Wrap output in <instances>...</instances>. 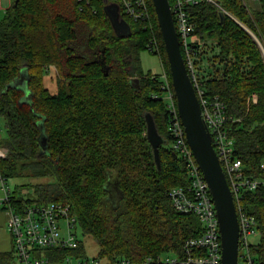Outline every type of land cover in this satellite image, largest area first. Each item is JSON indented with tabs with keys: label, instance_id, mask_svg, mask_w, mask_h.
<instances>
[{
	"label": "trees",
	"instance_id": "trees-1",
	"mask_svg": "<svg viewBox=\"0 0 264 264\" xmlns=\"http://www.w3.org/2000/svg\"><path fill=\"white\" fill-rule=\"evenodd\" d=\"M112 0L12 1L0 20V160L3 178H46L30 185L35 199H18L20 208L62 203L75 216L83 236L91 237L101 261L147 264V258L173 253L183 257L187 239L199 237L196 217L177 213L169 191L188 183L182 162L171 150L166 104L158 75L144 72L140 54L158 55L170 71L151 0V29L132 22L119 8L129 29L119 35L108 14ZM241 25L212 4L188 9L192 36L205 49L195 60L204 93L218 97L237 121L229 126L235 155L248 176L264 180V0H216ZM171 3V0H169ZM155 37L158 52L150 47ZM183 54V51L181 50ZM206 63L202 69L200 64ZM55 69L54 91L44 85ZM27 70L30 100L11 83ZM167 142L159 147L160 169L146 138L145 115ZM42 125V126H41ZM42 129L46 149L38 141ZM113 189L118 203L110 204ZM243 211L255 218L259 241L251 253L264 264V184L241 196ZM5 210V207L2 208ZM10 253L0 255L9 264ZM51 256V255H49ZM84 257L74 251L51 256ZM148 264H161L158 262Z\"/></svg>",
	"mask_w": 264,
	"mask_h": 264
},
{
	"label": "built area",
	"instance_id": "built-area-1",
	"mask_svg": "<svg viewBox=\"0 0 264 264\" xmlns=\"http://www.w3.org/2000/svg\"><path fill=\"white\" fill-rule=\"evenodd\" d=\"M6 1L10 7L13 0ZM77 1L80 3L90 0ZM114 1L120 4L126 18L132 22L142 23L151 29V13L147 0ZM204 2L214 5L220 13L234 19L216 0H171L170 9L179 47L183 51V60L195 89L201 115L207 125L212 147L225 175L235 205L239 226L238 264H259L251 253L252 245L249 242V238L259 235L257 222L254 217L243 211L240 199L244 193L258 189L264 184V180L248 176L241 160L235 155L234 140L230 136L229 126L235 123L237 119L229 114L226 105L218 97L206 96L201 87L195 60L206 46L203 42L195 41L192 38L194 27L188 9L190 6ZM3 3L4 0H0L1 10ZM190 38H192L191 42L189 41ZM149 47L154 52H158L156 39L153 36L150 39ZM159 79L161 81V94L160 96H153V98L162 99L166 104L169 118L168 130L171 136L170 147L182 162L188 180L186 186L172 188L169 191V199L177 213L192 215L198 219L202 233L199 237L187 239L184 242L183 257L176 256L174 260H169L159 255L153 259L147 258L145 263L221 264L219 223L208 184L186 142L173 87L163 69ZM6 155L7 150L0 146V160L4 159ZM261 168L264 169V164L261 165ZM6 181L0 173L1 187L5 194L4 199L0 201V208L5 207L6 228L12 240L13 254L17 264H129L125 260L107 262L95 257L74 256L53 261L51 256L59 251L77 249L78 238L74 231L77 228L75 216L71 214L69 206L62 203L33 204L23 208L11 205L9 200L11 192L6 188ZM62 223L65 224L66 231L62 229Z\"/></svg>",
	"mask_w": 264,
	"mask_h": 264
},
{
	"label": "water",
	"instance_id": "water-1",
	"mask_svg": "<svg viewBox=\"0 0 264 264\" xmlns=\"http://www.w3.org/2000/svg\"><path fill=\"white\" fill-rule=\"evenodd\" d=\"M19 0H15V5ZM162 36L170 71L179 118L184 128L186 142L208 184L214 202L221 237V264H238L239 226L233 198L225 175L212 147L207 125L202 118L195 89L187 72L174 26L169 0H151ZM108 14L119 35L127 36L129 29L121 22L117 10L109 7ZM221 19L225 15L220 13ZM23 72L20 73V77ZM20 79V78H19ZM12 87H17L16 83ZM146 138L152 148L155 164L160 169L159 147L166 141L158 134L150 114L145 115ZM42 126V125H41ZM46 149V135L42 129L38 137Z\"/></svg>",
	"mask_w": 264,
	"mask_h": 264
},
{
	"label": "rangeland",
	"instance_id": "rangeland-1",
	"mask_svg": "<svg viewBox=\"0 0 264 264\" xmlns=\"http://www.w3.org/2000/svg\"><path fill=\"white\" fill-rule=\"evenodd\" d=\"M111 2H114V3H111L110 6L112 8H115L117 10V12H119V8H121L120 4L114 0H112ZM252 2H254V1H252ZM8 7H9L8 2L6 0H4L3 9L1 10V8H0V20L4 16L5 10ZM229 18L232 19V17H229ZM235 22L238 23L239 25H241V23H239L237 21H235ZM192 38H193V36H192ZM192 38L189 39L190 42L192 41ZM140 62H141V67H142L144 72H146V73L150 72L151 74H155L158 76L162 74V66H161L160 59H159L158 55L152 54L147 50L142 51L140 54ZM199 67H201L202 69H205L206 63L200 64ZM206 69H208V68H206ZM55 72H56L55 69L51 68L49 71V75L46 76L44 79L45 87H47L51 92L54 91ZM0 137H2V130H0ZM47 181H49V180L46 178H26V177L15 178V179L13 178V179H7L5 185H6V188L8 190H10V192H12V193L14 192V194L16 195V197L18 199H22L23 201L24 200L26 201V200L35 199V194L33 192V188L30 187V185L34 186L37 184H43V183H47ZM112 190L113 189L109 190L110 194H109L108 200L110 201V204L112 203L115 205L116 203H118V197L114 196L115 194ZM4 197H5V194L2 190L1 182H0V201L3 200ZM6 224H7V215H6V212L1 207L0 208V254L10 253L13 249L11 247L10 236L8 235ZM61 226H62V229L64 231H66L65 230V224L62 223ZM74 231L76 233L78 241L82 242L84 245V257H87V258L96 257L98 255V247H97L96 243L94 242V240L91 237L83 236L78 227ZM258 241H259V235L249 238V242L251 245L257 244ZM161 256H164V258H167L169 260H174L176 258V255L173 253H167V254H164ZM7 261L9 264H17V262L14 258V254L11 256V258H9V260L7 259Z\"/></svg>",
	"mask_w": 264,
	"mask_h": 264
},
{
	"label": "crops",
	"instance_id": "crops-1",
	"mask_svg": "<svg viewBox=\"0 0 264 264\" xmlns=\"http://www.w3.org/2000/svg\"><path fill=\"white\" fill-rule=\"evenodd\" d=\"M21 72H23V76L15 79V81L13 83H11V87L13 86L14 83H16V86L15 88L17 89H22L23 92H24V96L22 98V102H26L28 100H30V93L29 91L27 90V70L26 69H22ZM20 72V73H21ZM20 78V79H19ZM2 137H4L3 135V131H2ZM0 137V139L2 138ZM1 146V145H0ZM3 147V146H1ZM9 235V234H8ZM10 242H11V247H12V240H11V237H10ZM1 255V254H0Z\"/></svg>",
	"mask_w": 264,
	"mask_h": 264
}]
</instances>
